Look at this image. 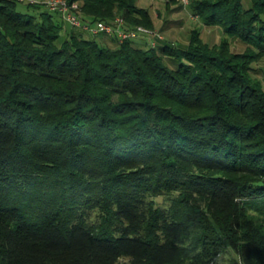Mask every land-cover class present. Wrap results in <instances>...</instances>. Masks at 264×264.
<instances>
[{"label": "trees", "instance_id": "trees-1", "mask_svg": "<svg viewBox=\"0 0 264 264\" xmlns=\"http://www.w3.org/2000/svg\"><path fill=\"white\" fill-rule=\"evenodd\" d=\"M80 1L87 20L151 28L136 0ZM243 2L189 0L216 46L194 30L184 49H111L0 0V264H176L192 236V264L225 247L264 264V0ZM172 192L170 210L147 201Z\"/></svg>", "mask_w": 264, "mask_h": 264}, {"label": "crops", "instance_id": "crops-1", "mask_svg": "<svg viewBox=\"0 0 264 264\" xmlns=\"http://www.w3.org/2000/svg\"><path fill=\"white\" fill-rule=\"evenodd\" d=\"M243 4L248 7L247 0H244ZM135 5L137 8L147 11L151 21V28L163 35V39L158 41L157 47L158 45H171L175 48L184 49L188 46L191 32L194 30L198 31L200 39L209 46L217 44L223 36L221 27L205 25L189 9V5L177 4L173 0H170V2L169 0H136ZM96 38L100 44L108 48L114 49L118 46V42L113 38L103 35H99ZM236 41L246 45L239 38L230 40L232 44H235ZM133 42L139 48H147L149 46V41L145 36H139ZM167 62L170 67H176L171 60L168 59Z\"/></svg>", "mask_w": 264, "mask_h": 264}, {"label": "built area", "instance_id": "built-area-1", "mask_svg": "<svg viewBox=\"0 0 264 264\" xmlns=\"http://www.w3.org/2000/svg\"><path fill=\"white\" fill-rule=\"evenodd\" d=\"M21 4H29L44 7L46 11L57 14L64 22H68L72 28L80 30L91 36L103 35L113 38L118 43L134 40L139 36H145L152 48L157 46L162 35L152 29L135 26L130 27L122 17H115L108 21H90L85 19L80 0H9ZM182 5H188L189 0H176Z\"/></svg>", "mask_w": 264, "mask_h": 264}, {"label": "rangeland", "instance_id": "rangeland-1", "mask_svg": "<svg viewBox=\"0 0 264 264\" xmlns=\"http://www.w3.org/2000/svg\"><path fill=\"white\" fill-rule=\"evenodd\" d=\"M173 1L177 4H180L176 0H173ZM169 2H170V0H169ZM17 10L23 14L30 15V16L34 17L36 21L40 20L39 13L46 11L44 7H38V8L29 7L28 8L26 6V4H21V3L17 4ZM54 17H55V20L60 22V25H61V31H60L61 36H60L59 42L64 41L67 38V34H68V32H70L72 27L68 22H64L56 16H54ZM149 29L157 31L153 28H149ZM223 36H224V34H223ZM223 36L221 37L220 41L217 44H214L211 46L218 45L221 42ZM231 39L232 38L229 39L230 51L232 53H243L246 49V45H244L240 41H236L235 44H232L230 42ZM252 67H253L252 68V75L255 78H258L259 80L264 82V57L261 58L258 62L254 63L252 65ZM176 198H177L176 192L161 193V194L155 195V196H148L147 201H150L151 205L154 207L165 209V210H170L172 202H173L172 200L176 199ZM261 205L262 204H258L259 208L254 209V211L252 209V211L250 213L258 221H262V224H264V213L262 212L263 210L259 211ZM83 213H84L83 217H84L87 225H91V226L97 225V223L99 222L98 215L100 213L98 208L93 207V208L84 209ZM195 245H196L195 238H194V236H192L189 240H187L185 242L186 248H185L184 254L180 257V259L177 261L176 264H192L191 260H192L193 251L195 249ZM234 259H235V254L229 248L225 247L219 253V255H217L214 258V260L211 264H228L229 262H231ZM118 264H130V260L126 257H121L118 260Z\"/></svg>", "mask_w": 264, "mask_h": 264}]
</instances>
